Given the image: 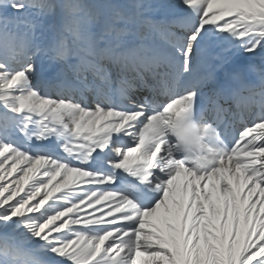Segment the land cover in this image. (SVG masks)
I'll return each mask as SVG.
<instances>
[{
	"label": "snow or ice",
	"instance_id": "snow-or-ice-1",
	"mask_svg": "<svg viewBox=\"0 0 264 264\" xmlns=\"http://www.w3.org/2000/svg\"><path fill=\"white\" fill-rule=\"evenodd\" d=\"M0 264H264V0H0Z\"/></svg>",
	"mask_w": 264,
	"mask_h": 264
}]
</instances>
